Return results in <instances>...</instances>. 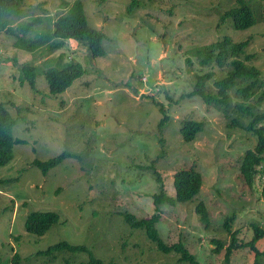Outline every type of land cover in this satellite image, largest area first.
Here are the masks:
<instances>
[{"label": "rangeland", "instance_id": "rangeland-1", "mask_svg": "<svg viewBox=\"0 0 264 264\" xmlns=\"http://www.w3.org/2000/svg\"><path fill=\"white\" fill-rule=\"evenodd\" d=\"M62 1L23 0L25 22L43 20L28 41L53 30L66 11ZM81 1L89 25L108 37L104 57L92 59L88 47L73 40L53 54L48 47L32 53L17 47L16 36L0 32V101L18 118L14 136L25 140L15 145V158L0 167V264H89V253H45L61 242L86 246L107 263L191 264L157 250L121 215L149 219L160 192L155 171L174 197V175L190 167L203 173L202 191L187 203L162 205L156 227L166 244L182 242L202 264H228L234 238L226 227L229 218L240 244L253 238L251 225L264 229V167L252 186L241 171L246 150L254 149L258 138L246 129L251 119L236 108L244 103L236 93L241 85L231 90L229 112L189 94L199 77L209 74L206 90L218 91L216 82L232 66L203 65L206 56L200 52L227 37L249 41L245 55L253 57L247 64L259 69L264 81V0H245L257 17L246 30H236L231 18L224 20L240 0H137L132 11V0ZM61 55L63 63H80L85 75L52 94L44 72L56 67ZM29 64L41 71L36 89L23 81ZM260 93L245 103L255 114L264 113ZM187 121L205 123L191 142L181 132ZM63 152L75 156L47 174L33 164ZM201 202L210 211L209 226L196 212ZM36 211L60 216L42 237L26 228ZM214 240L225 246L220 254ZM257 247L264 252V239ZM16 253L21 258L14 261ZM256 262L264 264V255L256 258L248 247L237 249L231 259V264Z\"/></svg>", "mask_w": 264, "mask_h": 264}, {"label": "trees", "instance_id": "trees-1", "mask_svg": "<svg viewBox=\"0 0 264 264\" xmlns=\"http://www.w3.org/2000/svg\"><path fill=\"white\" fill-rule=\"evenodd\" d=\"M240 2V7L234 8L226 13L224 20L231 18L236 30H246L257 24V17L245 0H240ZM23 3V0H0V32H5L14 37L16 36L18 38L16 42L17 47L32 53L48 47V54H53L56 51L62 50L68 40H73L86 45L92 59L106 55L104 41L108 37L104 32L96 30L89 25L81 0H74L72 2L63 0L62 6L66 8V11L54 21L53 30L42 37H38L37 40L31 41H28L27 37L35 31L36 26L40 25L43 20L41 18H34L30 22H25V18L28 15L25 12ZM136 6L137 0H132L129 11H132ZM16 24L18 27H15ZM248 45L249 41L236 43L233 39L227 37L223 41L212 45L209 49L201 51L200 55L204 54L206 56L201 60V64L211 65L217 63L220 67L230 64L232 70L225 79L216 82V86L218 87L216 93L208 92L205 88L204 82L212 78V75L209 74L199 77V82L196 83L195 89L190 92L189 96L198 94L203 97L207 104L215 105L221 108V110L223 109L229 112L231 107V90L241 85L236 90V93L243 99L244 103L238 104L236 108L239 112H242L251 119L249 124L246 125V129L253 132L258 138L255 148L247 149L241 162V171L245 177V182L252 186L255 182L256 175L261 170L263 171L264 167V125L262 124L264 123V113L255 114L253 108L245 103L250 102V99L254 97L258 90L261 91L257 98L258 103L264 101V81L261 78V71L247 64L253 57L252 55H245ZM62 59L63 57L61 55L60 60H58V65L56 67H49L44 72L49 83V91L52 94L64 92L74 81L85 75V70L80 63L74 61L63 63ZM22 72L23 81H28L36 89L37 79L41 73L39 67L29 64L23 67ZM161 111L165 112L164 108H161ZM167 119L165 116L160 124L163 125L167 122ZM17 124L18 118L13 115L8 104L0 101V167L9 164L15 158V145L25 142V140L14 136V128ZM204 126L205 123L201 122H185L181 129L183 138L187 142L195 140L196 136L203 131ZM68 156L75 155L63 152L46 161L37 159L33 164L40 167L47 174L51 168L61 163ZM155 173L160 183V192L154 196L156 213L149 219H138L135 215L125 212L121 214L125 223L132 229L143 230L147 238L154 243L160 252L165 254L174 252L181 256L180 261H189L191 264H202L196 259V256L188 251L182 242L173 245L166 244L160 237L156 225L161 220L160 207L162 205L169 204L175 206L179 203H187L198 196L204 185L203 173L196 169V167L178 171L174 175V188H176L174 197L169 196L167 193L160 173L158 171H155ZM196 212L201 216L202 222L209 226L211 216L207 204L201 202L196 207ZM59 221L60 216L54 211H36L29 216L26 228L29 233L42 237L53 226L58 224ZM232 221L233 218H229L226 224L229 232L234 237L232 245L228 248L226 254L228 264H231L234 252L240 248H250L256 255V258L264 255V252H261L257 247V244L264 239V229L256 224L251 225L254 234L253 238L250 242L240 244L238 241L239 232H233L230 228V222ZM214 243L217 245L215 253L220 254L225 246L218 240H214ZM60 250H67L73 253H89L91 257L89 264H116L115 262L107 263L104 260L95 259L86 246L71 245L67 242H61L51 246L45 253L51 254L52 252ZM20 258V255L16 253L14 261ZM16 262L20 264L18 261Z\"/></svg>", "mask_w": 264, "mask_h": 264}]
</instances>
